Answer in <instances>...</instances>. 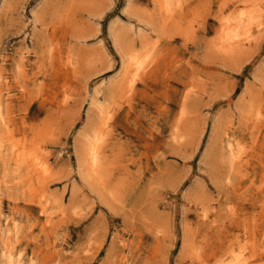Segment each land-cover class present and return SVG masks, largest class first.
Masks as SVG:
<instances>
[{
  "label": "rangeland",
  "instance_id": "obj_1",
  "mask_svg": "<svg viewBox=\"0 0 264 264\" xmlns=\"http://www.w3.org/2000/svg\"><path fill=\"white\" fill-rule=\"evenodd\" d=\"M168 3L0 0V264H264V0Z\"/></svg>",
  "mask_w": 264,
  "mask_h": 264
},
{
  "label": "bare ground",
  "instance_id": "obj_2",
  "mask_svg": "<svg viewBox=\"0 0 264 264\" xmlns=\"http://www.w3.org/2000/svg\"><path fill=\"white\" fill-rule=\"evenodd\" d=\"M156 1V0H155ZM161 1V4H163V6H164V8H165V6L166 5H168L169 3H168V1L169 0H160ZM160 5V4H159ZM167 9V8H166ZM239 13V12H238ZM256 19V18H255ZM253 20H254V15H253V13H252V11H249V10H244V11H240V13H239V15L237 16V17H235V19H225V21H224V23L222 24L223 25V28H222V31H220V32H222V36H223V38H221V39H223V46H224V48L223 49H230V44H232L234 41H235V39H236V37L238 36L239 37V33H240V30H238V29H240V27L241 28H243V26H244V28H245V26H249L252 22H253ZM221 22V21H220ZM257 23H258V21H256ZM256 23V24H257ZM221 24V23H220ZM221 26V25H220ZM248 28V27H247ZM244 30V29H243ZM242 30V32H244ZM239 31V33L237 34V32ZM113 33V32H112ZM245 33H247L246 31H245ZM244 33V34H245ZM250 34V33H249ZM246 35V34H245ZM244 35V36H245ZM242 36V35H241ZM243 36V37H244ZM114 37V42H116L117 41V39H116V37H115V35L113 36ZM246 37V36H245ZM247 37H248V35H247ZM246 39V38H245ZM233 45H234V43H233ZM116 48L118 49V51H120L121 52V54H120V56H121V59H122V66H123V76H122V81H121V83H119L118 84V87H119V89L121 88L120 86L122 85V83L124 84V78H126L127 77V75L129 74V67L131 66V65H133V67H140L141 65H142V63L140 62L141 60H140V58L137 56V54L139 53H134V52H132V51H134L132 48L130 49V48H124V49H122V48H120V46H119V44L118 43H116ZM138 67V68H139ZM138 70V69H137ZM130 84V83H129ZM116 85H117V83H116ZM115 85V86H116ZM116 88V87H115ZM114 88V89H115ZM116 89H118V88H116ZM118 89V90H119ZM122 89H125V88H123V86H122ZM0 117H1V115H0ZM93 131H95V132H99V130L98 129H96V130H93ZM98 135V134H97ZM84 140V139H83ZM98 141V138L97 137H93V138H91V140H85V141H83L84 143H83V149H80L79 147H80V145H82V144H80V145H78V148L80 149V151H81V155H80V157L82 158V162H84L85 164L83 165V166H87V167H89V169H90V172L93 174V172L95 173H97V171H98V173H99V170L101 169V168H99V170H97L96 171V169H98V168H95V167H98V166H96V163L98 164V155H99V153H98V150H97V147L99 146V144H97L98 146H95V142H97ZM233 148H232V145L229 143L228 144V155H229V159H230V164L232 165L233 164V162H235L234 160H236L237 161V159L236 158H238V156H236L234 153H233V150H232ZM238 152V151H237ZM240 153V152H239ZM98 161V162H97ZM237 165V164H236ZM100 167V166H99ZM231 169V168H230ZM32 172V171H31ZM92 174H90V175H92ZM6 227V226H5ZM14 227V226H13ZM10 230V229H9ZM7 231V230H6ZM5 231V232H6ZM8 232V231H7ZM4 234V233H3ZM9 235V234H8ZM2 236H4V235H2ZM6 236H7V234H6ZM6 239V238H5ZM7 239H8V237H7ZM5 242H7V240H5ZM9 242V241H8ZM4 245V244H3ZM5 245H6V243H5ZM6 249H8L6 246H4ZM9 247V246H8ZM3 251H5V250H3ZM6 253V252H5ZM4 254V253H3ZM2 255V254H1ZM9 255V254H8ZM5 255H3V257H4ZM9 258H10V255H9ZM10 260V259H9ZM7 261H8V259H7ZM13 261V259L10 261V263L12 264V263H14V262H12ZM6 262V261H5ZM10 263H8V264H10ZM15 264V263H14Z\"/></svg>",
  "mask_w": 264,
  "mask_h": 264
}]
</instances>
